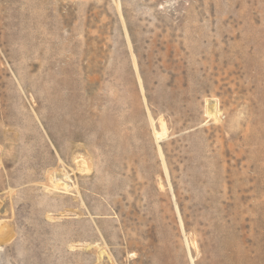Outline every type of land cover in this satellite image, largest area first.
<instances>
[{
	"label": "rangeland",
	"instance_id": "1",
	"mask_svg": "<svg viewBox=\"0 0 264 264\" xmlns=\"http://www.w3.org/2000/svg\"><path fill=\"white\" fill-rule=\"evenodd\" d=\"M0 150V264H264V0H0Z\"/></svg>",
	"mask_w": 264,
	"mask_h": 264
},
{
	"label": "bare ground",
	"instance_id": "2",
	"mask_svg": "<svg viewBox=\"0 0 264 264\" xmlns=\"http://www.w3.org/2000/svg\"><path fill=\"white\" fill-rule=\"evenodd\" d=\"M40 152L37 149H32V154L34 156L39 155ZM37 163H38L37 161L36 162L35 161H21V162H19V164L16 167V169H14V170H10V169L9 170H5V176L7 177V179L9 180L10 183H13L12 177H14V176H18L19 179L22 180L20 182H25L26 180H31L32 178L27 179V178L30 177V176H28L29 174L28 175L23 174L22 170L26 166H33L34 168H36L37 167L36 166ZM3 164H5L4 163V158L2 157L1 150H0V167ZM50 173H49V175H50ZM33 177H35V175H33ZM0 179H1V177H0ZM58 179H60V178H58ZM64 179L68 180L66 177H64ZM47 180H51V178L47 179ZM52 180L54 181V178H52ZM57 181H59V180H57ZM56 183H53V185L50 183L51 185L49 187L52 186V189H54V190L55 189H58V190L59 189H63V191H65V192H67L68 189H70L69 188L70 187L69 184H67L65 182L61 183V186H58ZM48 185H47V187H48ZM28 189H29L28 187L27 188H23V192L25 191L26 194H30L31 192L29 193ZM58 190H56V191H58ZM3 203L4 202L2 201V199H0V250L2 249V244L6 243L12 236L11 233H10L11 229H8L9 223L7 221H5L6 220V213H5L6 211H2ZM24 204H25V206H27V205H31L32 206V202H28V204L27 203H24ZM34 209L37 210V211H41L42 208L34 206ZM27 230H28V232H27L26 238H25V240H23V249L25 250V252L23 253L24 259H26V260H31V259L35 260L36 258H39L40 260H42V252L44 250L45 251L48 250L49 252H52L51 246H49L47 244L46 245L42 244V238H40V232L41 231L39 233H37L35 236H32L31 233L33 231H35L33 218H32V221H30V225L28 226Z\"/></svg>",
	"mask_w": 264,
	"mask_h": 264
}]
</instances>
